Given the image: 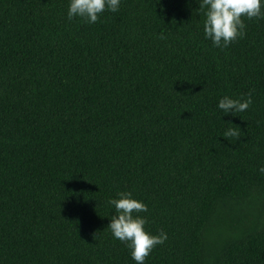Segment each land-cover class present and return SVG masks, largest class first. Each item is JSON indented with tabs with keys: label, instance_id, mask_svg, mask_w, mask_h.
I'll return each instance as SVG.
<instances>
[{
	"label": "trees",
	"instance_id": "obj_1",
	"mask_svg": "<svg viewBox=\"0 0 264 264\" xmlns=\"http://www.w3.org/2000/svg\"><path fill=\"white\" fill-rule=\"evenodd\" d=\"M67 8L0 0V264H137L107 226L122 190L168 234L144 264H264V15L221 48L199 0Z\"/></svg>",
	"mask_w": 264,
	"mask_h": 264
},
{
	"label": "clouds",
	"instance_id": "obj_2",
	"mask_svg": "<svg viewBox=\"0 0 264 264\" xmlns=\"http://www.w3.org/2000/svg\"><path fill=\"white\" fill-rule=\"evenodd\" d=\"M121 0H68L67 18L80 17L87 23L98 20L99 14L107 9L117 11ZM264 0H199L198 11H203V33L211 40L213 46L225 47L238 36L244 35V21L242 16L249 19L264 15L262 13ZM163 38V37H161ZM252 103L250 93L244 98H233L227 94L221 96L216 107L224 114L242 112ZM223 137H237L236 128L226 127ZM264 173V164L258 168ZM107 203L114 209L110 217L108 228L114 238L125 243L130 250L131 258L137 264H144L155 245L167 239V232L159 230L151 233L145 228L147 219L140 215L147 211V205L135 198L131 191H118L116 197H109Z\"/></svg>",
	"mask_w": 264,
	"mask_h": 264
}]
</instances>
